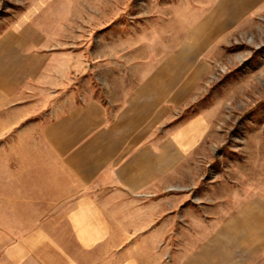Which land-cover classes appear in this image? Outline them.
I'll list each match as a JSON object with an SVG mask.
<instances>
[{
	"label": "rangeland",
	"instance_id": "374dc122",
	"mask_svg": "<svg viewBox=\"0 0 264 264\" xmlns=\"http://www.w3.org/2000/svg\"><path fill=\"white\" fill-rule=\"evenodd\" d=\"M220 2L0 0V42L10 63L0 89V264H119L125 242L82 250L63 211L46 206L35 179L41 171L34 168L30 179L18 161L28 155L22 142L39 130L10 126L45 103L62 73L72 74L68 89L78 98L98 94L96 78L107 90L116 76L186 47L201 29L216 30L211 19ZM255 7L217 26L224 32L200 57L203 73L197 66L201 75L180 119L201 116L209 129L190 164L195 178L166 193L162 264H202L217 255L228 264H264V0Z\"/></svg>",
	"mask_w": 264,
	"mask_h": 264
},
{
	"label": "crops",
	"instance_id": "0c3cea01",
	"mask_svg": "<svg viewBox=\"0 0 264 264\" xmlns=\"http://www.w3.org/2000/svg\"><path fill=\"white\" fill-rule=\"evenodd\" d=\"M239 1L222 0L215 13L218 19H211L216 30L201 29L186 47L147 63L142 72L116 76L107 90L96 78L98 94L91 91L78 98L68 89L72 74L62 73L60 85L48 86L55 90L45 103L24 111L10 126L18 130L29 123L38 128L37 139L22 142L28 155L18 156L19 169L27 171L30 179L33 170L41 171L35 176L38 191L43 186L46 206L63 211L82 250L101 245L112 249L125 242L117 255L119 264H162L159 245L166 238V193L175 194L186 178H195L190 164H196L197 148L206 142L209 129L201 116L181 120L180 115L191 104L201 75L198 67L203 73L201 55L224 32L217 26L235 23L258 3L247 0L236 13ZM4 41L0 42V89L5 86V65L10 64ZM85 65L82 59L77 75ZM45 76L53 78L52 72ZM38 112L45 115L35 118ZM221 256L202 264H228Z\"/></svg>",
	"mask_w": 264,
	"mask_h": 264
}]
</instances>
